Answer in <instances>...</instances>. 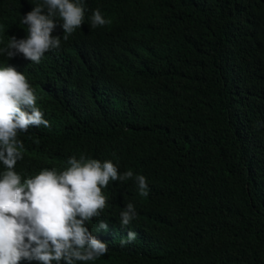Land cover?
<instances>
[{
  "label": "trees",
  "instance_id": "trees-1",
  "mask_svg": "<svg viewBox=\"0 0 264 264\" xmlns=\"http://www.w3.org/2000/svg\"><path fill=\"white\" fill-rule=\"evenodd\" d=\"M82 2L81 27L65 41L58 25L61 45L39 63L0 52L50 125L18 133L22 182L81 154L146 177L148 196L134 178L102 190L85 226L109 251L76 264H264V0ZM42 4L0 0V49ZM96 9L109 23L93 28Z\"/></svg>",
  "mask_w": 264,
  "mask_h": 264
},
{
  "label": "clouds",
  "instance_id": "clouds-1",
  "mask_svg": "<svg viewBox=\"0 0 264 264\" xmlns=\"http://www.w3.org/2000/svg\"><path fill=\"white\" fill-rule=\"evenodd\" d=\"M46 9V11H45ZM82 0H43L33 7L21 22L27 26L26 38L10 37L0 49L8 59L22 55L39 63L44 54L58 49L60 36L53 35L62 28L66 41L84 21ZM57 17L62 23L57 22ZM109 23L99 9L92 12L91 26ZM37 97L25 75L13 66L0 67V264H20L22 260L38 264H76L96 260L109 251L106 243L96 239L86 222L99 217L107 198L103 189L110 181L135 180L141 196L149 195L146 177L131 170L119 172L111 160L103 162L81 154L67 160L65 170L43 169L32 178L24 179L15 170L23 159V143L18 133H27L35 126L49 127L43 113L36 107ZM137 213L132 203L120 212V224L128 226ZM99 230H108L100 220ZM137 233L128 231L121 246L130 244Z\"/></svg>",
  "mask_w": 264,
  "mask_h": 264
}]
</instances>
